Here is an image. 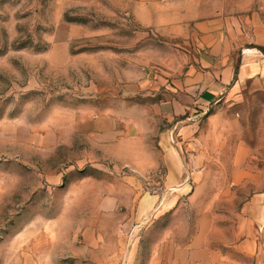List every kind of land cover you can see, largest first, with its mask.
Segmentation results:
<instances>
[{
  "label": "rangeland",
  "instance_id": "374dc122",
  "mask_svg": "<svg viewBox=\"0 0 264 264\" xmlns=\"http://www.w3.org/2000/svg\"><path fill=\"white\" fill-rule=\"evenodd\" d=\"M175 40L116 0H0V264L264 261V93L228 111L227 151L185 152L181 187L142 167L185 65ZM239 142L252 204L254 188L218 197Z\"/></svg>",
  "mask_w": 264,
  "mask_h": 264
},
{
  "label": "crops",
  "instance_id": "0c3cea01",
  "mask_svg": "<svg viewBox=\"0 0 264 264\" xmlns=\"http://www.w3.org/2000/svg\"><path fill=\"white\" fill-rule=\"evenodd\" d=\"M116 1L143 26L175 38L176 51L185 59L168 95L156 105L167 123L158 130L157 158L148 168L142 166L155 169L165 165L169 186L181 187L185 152L210 156L211 137L218 141L220 154L221 149L227 151L224 136H215L233 133L241 140L242 134L240 121L228 111L243 96L264 93V0ZM241 148L248 153L240 142L236 150L229 149L235 155L232 167L219 166L230 175L228 182L219 186L224 190L218 197L233 195L232 188H254L240 200L252 204L263 195L256 192L258 173L241 163ZM251 236L246 235L245 242L255 245Z\"/></svg>",
  "mask_w": 264,
  "mask_h": 264
},
{
  "label": "built area",
  "instance_id": "2783aa9c",
  "mask_svg": "<svg viewBox=\"0 0 264 264\" xmlns=\"http://www.w3.org/2000/svg\"><path fill=\"white\" fill-rule=\"evenodd\" d=\"M261 264H264V261Z\"/></svg>",
  "mask_w": 264,
  "mask_h": 264
}]
</instances>
